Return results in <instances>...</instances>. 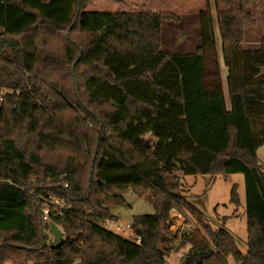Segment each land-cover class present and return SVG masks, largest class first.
<instances>
[{"label":"trees","instance_id":"1","mask_svg":"<svg viewBox=\"0 0 264 264\" xmlns=\"http://www.w3.org/2000/svg\"><path fill=\"white\" fill-rule=\"evenodd\" d=\"M86 1L0 0V87L11 90L0 104V264H167L186 241L180 264H264V38L241 48L259 0H204L190 53L161 47L176 13ZM231 173L244 175L246 253L225 227L177 245L171 212L202 218L181 175ZM129 188L154 192V213L132 224L140 244L100 224ZM230 202L241 204L237 183Z\"/></svg>","mask_w":264,"mask_h":264},{"label":"rangeland","instance_id":"2","mask_svg":"<svg viewBox=\"0 0 264 264\" xmlns=\"http://www.w3.org/2000/svg\"><path fill=\"white\" fill-rule=\"evenodd\" d=\"M211 1L213 2V0ZM142 7L154 11H170L179 16V21H164L162 23L161 47L163 50L173 53H190L196 49L199 42L198 13L206 7L204 0H124L123 3L115 0H87L83 5L84 10L100 11H133ZM248 8L255 16L256 25L246 29L244 41L241 44L242 49L257 48L261 39L264 38V0L252 3ZM223 73L227 74V70L224 68ZM10 91L8 88L0 87V95ZM98 135L100 136L99 133ZM257 154L264 167V144L259 147ZM234 183L238 184L240 206L230 202V192ZM121 194L125 198L126 204L111 208L116 215V224L120 226V229H117L116 225L109 228L121 236L133 240L135 235L131 226L135 223V217L141 214H152L155 211L154 192L148 190L143 195H139L137 191L129 188ZM181 194L186 201L194 204L201 212L203 223L185 207L173 210L170 215L169 229L179 236L177 245L183 242L180 236H183L184 232H192L210 240L205 226H207L208 232L225 227L236 236L241 252L246 253L247 213L243 173L215 176L209 174L181 175ZM224 217H227L226 221L223 220ZM58 227L62 231V228ZM46 233L48 238L53 241L52 232L48 229ZM190 246V242L186 241L183 247H176L172 250L167 255V264H180L182 253L187 252ZM214 252L217 251L214 250ZM4 264L17 263L6 261ZM206 264H213V262L208 261Z\"/></svg>","mask_w":264,"mask_h":264},{"label":"built area","instance_id":"3","mask_svg":"<svg viewBox=\"0 0 264 264\" xmlns=\"http://www.w3.org/2000/svg\"><path fill=\"white\" fill-rule=\"evenodd\" d=\"M3 100V97L2 95H0V103L1 101ZM49 202L51 204H55V205H58L60 209H66L67 206L65 205L64 201L63 200H59L57 198H55L54 196H51L49 198ZM49 206H45V208L43 209V213H44V220L48 221V213H49ZM116 220L115 219H105V220H102L100 221V224L111 230L109 227H112V226H115L116 225V228L117 229H120V226L116 224ZM131 229H132V226H131ZM113 231V230H112ZM133 231V229H132ZM134 233V231H133ZM135 235V233H134ZM133 241L137 244H140L141 243V237L135 235V238L133 239ZM185 252L182 253L181 257L184 255ZM216 255L218 254V252H214ZM223 264H244V261L240 260V261H237L235 260L234 258L232 257H227V258H224L223 261H222Z\"/></svg>","mask_w":264,"mask_h":264},{"label":"water","instance_id":"4","mask_svg":"<svg viewBox=\"0 0 264 264\" xmlns=\"http://www.w3.org/2000/svg\"><path fill=\"white\" fill-rule=\"evenodd\" d=\"M1 104V103H0ZM49 230L52 232L54 239L51 242V244L59 245L61 243V240L63 238V232L59 229V227L53 223H49Z\"/></svg>","mask_w":264,"mask_h":264},{"label":"crops","instance_id":"5","mask_svg":"<svg viewBox=\"0 0 264 264\" xmlns=\"http://www.w3.org/2000/svg\"><path fill=\"white\" fill-rule=\"evenodd\" d=\"M151 10V9H150ZM152 11H154V10H152Z\"/></svg>","mask_w":264,"mask_h":264}]
</instances>
